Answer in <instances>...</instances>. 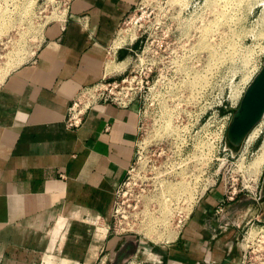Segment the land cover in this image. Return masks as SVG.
Wrapping results in <instances>:
<instances>
[{
  "label": "crops",
  "instance_id": "0c3cea01",
  "mask_svg": "<svg viewBox=\"0 0 264 264\" xmlns=\"http://www.w3.org/2000/svg\"><path fill=\"white\" fill-rule=\"evenodd\" d=\"M138 2L69 0L0 82V264H116L135 242L114 231L112 215L136 157L138 106L99 102L78 128H68L65 116L81 88L129 66V48L112 51ZM259 197L250 196L257 208ZM223 199L220 187L204 196L151 264L236 258L238 225L231 220L244 212L242 195L218 214Z\"/></svg>",
  "mask_w": 264,
  "mask_h": 264
},
{
  "label": "rangeland",
  "instance_id": "374dc122",
  "mask_svg": "<svg viewBox=\"0 0 264 264\" xmlns=\"http://www.w3.org/2000/svg\"><path fill=\"white\" fill-rule=\"evenodd\" d=\"M3 1L0 82L29 57L44 24L60 19L62 10L59 0H17L15 8L12 0ZM113 46L112 54L120 47H127L131 58L123 72L107 76L120 82L114 92L130 98L129 81L120 80L130 78L134 70L142 79L139 86H150L142 113L139 145L144 152L140 160L145 161L146 156L158 159L157 163L168 159L166 169L173 174L185 161L191 177L203 178L207 176L214 152L216 188L234 197L229 202L242 195L244 209L241 218L231 220L238 225L234 249L239 254L226 264H264V168L257 187L250 165L264 141V122L258 141L248 150L242 164L238 159L245 147H233L226 137L223 143L218 139L213 151L209 130L215 114L219 126L221 118L237 108L230 107L228 94L241 90L264 64V0H139L121 23ZM131 46L134 48L130 50ZM232 101H235L233 96ZM145 177L146 170L139 178V183L143 180L142 186L146 185ZM178 184L169 193V201L175 204L181 196ZM243 185L247 187L240 192ZM139 188L133 187L130 178L118 196L115 195L121 210L114 216L113 209V229L135 240L116 264H151V259L160 257L159 253L167 250L185 227L179 222L183 215L177 209L143 211L145 198L135 207ZM258 191L259 208L250 199ZM194 210L183 212L190 214L187 221ZM137 251L141 255L137 256Z\"/></svg>",
  "mask_w": 264,
  "mask_h": 264
},
{
  "label": "built area",
  "instance_id": "2783aa9c",
  "mask_svg": "<svg viewBox=\"0 0 264 264\" xmlns=\"http://www.w3.org/2000/svg\"><path fill=\"white\" fill-rule=\"evenodd\" d=\"M39 1V0H36ZM3 0H0V7L2 6ZM7 5V1L5 2ZM60 7L62 10L60 11V16L62 17L64 15V11L68 7L69 0H59ZM9 5V4H8ZM7 5V6H8ZM138 56V54H136ZM253 76L250 78L252 79ZM140 76L137 73V70H134V74L130 78H122L120 81H129L132 89V94L129 99H126V95H118L114 92V88L119 86L120 82L117 80H113L111 78L105 77L100 82L91 85V86H85L81 88V90L76 94V96L73 98V100L70 102L67 113L65 116V124L68 128H78L81 126L83 119L87 112L92 109L95 104L99 102H112L121 106H128L131 104L138 106V111L141 114V117H143L142 113L145 111L146 102L148 100V91L150 90V86H146V88H143V86H139L140 83ZM142 80V79H141ZM251 81V80H250ZM248 81L246 84H244L240 90V94L238 97L235 98V96L232 94H228V99L231 100L230 107L232 109L236 108L248 86L250 83ZM147 83H149L147 81ZM224 94L222 92V97L226 101ZM232 96L235 98V101H232ZM228 101V100H227ZM235 102V103H234ZM217 116L218 114H215V117L212 119V122L209 125L210 130V146L213 145V151L215 150L216 144L218 142V139H220V142L223 143L226 142V133L228 126L231 122L233 112H229L228 115H225L221 118L220 122L221 124H217ZM142 121V120H141ZM261 125V124H259ZM141 124H140V131H141ZM219 129V130H218ZM257 137L256 139L250 140V133L247 135V137L244 139L242 146L245 147V152H242L241 157L238 160H242L244 162L248 150L256 144L258 141ZM227 146V145H226ZM141 146L137 145V151H136V157L133 164L130 166L127 176L125 180L121 183V185L116 190V196H118V193L120 192V188L123 185L127 184V180L130 178L133 180V187L139 186L140 191L137 194L135 198V207H138L140 204V200L145 198V202H142L143 209H146L148 211H164V210H175L177 209L180 213H182V218L179 219V222H182L181 226L186 225L187 223V217L189 215L183 214V212H187L188 210H194V208L199 204L201 199L204 198L209 192L216 189V184L218 180V174L216 170V164H217V158L215 156V153L213 152V158L210 160V164L208 166V173L206 177L200 178L196 177L194 181L192 182V179L194 177H191L190 174L187 173V170L190 172V169L186 166L185 161L181 162L179 164V171H175L173 173L167 172L166 169V159L165 161H161L154 158H148L146 156V160H140L143 157V152L140 148ZM225 149H228L232 152L231 149L228 147H225ZM258 151V150H257ZM183 158V157H180ZM141 161V162H140ZM140 163V164H138ZM264 166L262 167V170L259 172H256V174H253L255 178L254 181L257 184H259V181L261 179V176L259 174H262ZM146 170V185L142 186L143 180L139 183V178L141 177L143 171ZM179 176L178 179H173L176 176ZM200 178L201 180H199ZM180 179V180H179ZM179 183V184H178ZM174 184H178L176 187H181V196L176 200V204L174 202H170L169 193L171 191H174L172 188H175ZM190 184V185H188ZM246 185H243L240 187L239 191L242 192L244 189H246ZM179 189V188H178ZM189 189L188 193L186 192ZM235 189H237L235 187ZM224 193V199L220 204L216 207V213H220L224 210V207L226 203L230 201V199H233L234 197H230L226 192ZM238 193V192H235ZM144 200V199H143ZM117 205V206H116ZM114 216H117L120 213L121 205L117 204L115 202L114 204ZM144 211V210H143ZM125 217V215H122ZM120 222V220H119ZM164 225H167L166 222H163Z\"/></svg>",
  "mask_w": 264,
  "mask_h": 264
},
{
  "label": "water",
  "instance_id": "95a60500",
  "mask_svg": "<svg viewBox=\"0 0 264 264\" xmlns=\"http://www.w3.org/2000/svg\"><path fill=\"white\" fill-rule=\"evenodd\" d=\"M264 116V64L248 84L237 108L234 110L226 137L233 147H240Z\"/></svg>",
  "mask_w": 264,
  "mask_h": 264
},
{
  "label": "bare ground",
  "instance_id": "6f19581e",
  "mask_svg": "<svg viewBox=\"0 0 264 264\" xmlns=\"http://www.w3.org/2000/svg\"><path fill=\"white\" fill-rule=\"evenodd\" d=\"M14 8L18 5L17 0H12ZM26 7V6H25ZM13 10V9H11ZM23 13V12H21ZM256 75V74H255ZM254 78V77H253ZM252 78V79H253ZM252 79H249L252 80ZM232 94L236 97L240 94V90L238 92H232ZM264 122V116L261 118V120L255 125L253 131L250 133V140L256 139L261 134V128L259 124ZM261 148L258 149V152L256 153V157H254L253 161L250 163L253 174H256V172H259L262 170V167L264 166V141L260 145Z\"/></svg>",
  "mask_w": 264,
  "mask_h": 264
}]
</instances>
